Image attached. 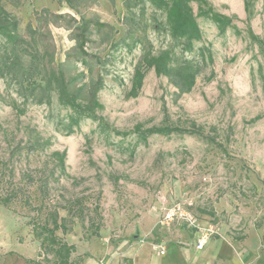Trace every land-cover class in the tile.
<instances>
[{
	"label": "rangeland",
	"instance_id": "obj_1",
	"mask_svg": "<svg viewBox=\"0 0 264 264\" xmlns=\"http://www.w3.org/2000/svg\"><path fill=\"white\" fill-rule=\"evenodd\" d=\"M209 2L222 13L235 15L236 26L220 33L213 21L198 17L202 38L193 41L191 50H184L183 40L172 38L165 13L152 7L127 39L141 43L132 51L124 45L114 48L111 42L125 36L128 27L120 21L126 13L122 0H82L79 6L85 17L117 29L113 34L94 31L86 44L89 52L107 58L101 69L105 86L99 92L100 113L120 130L141 123L144 127L179 124L196 132L152 134L144 143L135 133L126 137L102 133L97 121L84 119L75 132L66 134L69 109L55 94L50 103L40 101L38 92L29 95L16 79L0 75V170L5 163L12 181L24 185L33 199L46 191L54 201L72 208L70 214L60 209L62 216L70 218L71 230L57 234L76 245L73 264L100 251L109 255L120 241L136 239L140 233L135 225L146 214L157 217L160 227L168 231L186 226L200 233V209L216 202L224 210L212 219L213 236L218 234V224L227 220L263 222L264 47L248 35L244 0ZM3 4L18 17L26 39L31 37L30 27L43 33L38 36L39 47L50 51V66L63 62L69 75L85 69L97 77L99 67L92 59L88 58L92 70L78 60L73 37L80 15L67 3L3 0ZM193 6L197 11L198 4ZM251 26L264 39V0H255ZM150 45L154 53L172 49L176 57L199 58L200 50L209 48L214 61L204 67L190 92L179 94L166 76L150 68L139 95L130 96L135 66ZM37 133L50 138L51 145L32 153L28 148ZM55 150L66 153L65 174L50 157ZM177 204L197 215V227L177 219L162 223ZM0 206L1 245L19 241L33 248L36 242L39 253L40 240L29 223L34 212L19 205L16 211ZM95 227L100 236L91 234Z\"/></svg>",
	"mask_w": 264,
	"mask_h": 264
},
{
	"label": "trees",
	"instance_id": "obj_2",
	"mask_svg": "<svg viewBox=\"0 0 264 264\" xmlns=\"http://www.w3.org/2000/svg\"><path fill=\"white\" fill-rule=\"evenodd\" d=\"M67 3L69 7L77 11L80 15L75 29L76 35L75 50L78 60L90 69L89 59H92L99 67L97 77L87 74L85 69L69 75L64 68V63H59L52 67L53 57L50 51L39 47L40 38L43 33H39L37 27H30L31 37L26 39L20 32V21L16 15L11 13L0 0V75L9 76L16 79L21 88L29 95L38 92L40 101L44 99L50 103L52 96H57L58 102L69 109L66 134H72L84 119L97 121L100 132L114 133L115 135L128 136L135 133L144 143L148 142V137L152 134L169 135L173 132L192 133L196 132L192 127H184L179 124H161L144 127L141 123L135 125L132 130H120L114 127L101 113L103 104L99 99V92L105 86L104 76L101 71L106 64L107 58L98 53H91L87 50L86 44L91 40L94 31L103 34H113L116 27L108 22L101 21L94 17H85L80 11L82 0H58ZM114 2V0H111ZM198 4L195 11L193 3ZM247 32L249 37L264 47V39L257 35L251 26L254 15L255 0H244ZM126 13L120 17V21L127 25L125 36L118 41L111 42V46L118 48L122 45L132 51L140 39H133L127 42L128 37L134 36L136 30L140 28V21L143 19L148 7L154 11H161L166 15L168 31L175 40L184 41V50L193 48V41L202 38V29L198 17L208 18L213 21L220 33H224L228 27L236 26L235 15H228L215 9L209 0H122ZM49 11L45 10V13ZM237 28V27H236ZM74 31V30H73ZM237 32H240L237 29ZM28 57V61H26ZM214 57L209 48L200 50V57H176L172 49H163L158 53L152 51V45L148 47L141 59L135 66L132 77V85L129 95L136 97L143 86L147 71L153 68L158 75L166 76L169 82L178 89L179 94L190 92L196 85L197 78L204 67L211 64ZM92 70V69H90ZM25 95L26 97L28 96ZM16 105V103H15ZM51 145V139L45 138L39 133L33 136L28 150L30 152L45 151ZM65 151L55 150L50 157L54 160L55 166L62 174L66 173ZM54 175L52 170L51 176ZM1 195L0 204L16 211L17 206L26 207L34 214L30 217L32 231L35 238L40 240V251L37 264H73V253L76 245L68 242L65 238L57 234L61 230L64 234L71 228L68 226L70 218L62 216L60 209L66 208L69 214L72 210L68 203L54 201L51 195L42 191L41 196L33 199L32 195L24 185L12 181L11 171L5 163H1ZM47 182V181H46ZM63 196V195H62ZM63 200H67L64 196ZM77 202V201H76ZM201 212L214 214L206 209ZM93 228L92 222L87 227ZM99 227L91 234L100 236ZM136 236V235H135ZM52 254V257H50ZM44 260V262H43Z\"/></svg>",
	"mask_w": 264,
	"mask_h": 264
},
{
	"label": "crops",
	"instance_id": "obj_3",
	"mask_svg": "<svg viewBox=\"0 0 264 264\" xmlns=\"http://www.w3.org/2000/svg\"><path fill=\"white\" fill-rule=\"evenodd\" d=\"M206 210L214 214L203 213L201 229L212 226V219L224 209L215 202ZM137 229L140 234L136 239L122 240L109 255L100 251L80 264H264V220L224 221L218 224V234L201 249L196 247L199 233L195 229L181 226L168 231L150 214L141 218ZM158 245L165 246L164 253ZM38 249L36 242L33 248L19 241L2 246L0 225V264H37Z\"/></svg>",
	"mask_w": 264,
	"mask_h": 264
},
{
	"label": "built area",
	"instance_id": "obj_4",
	"mask_svg": "<svg viewBox=\"0 0 264 264\" xmlns=\"http://www.w3.org/2000/svg\"><path fill=\"white\" fill-rule=\"evenodd\" d=\"M175 219L181 220L182 222L186 223V225H189L191 227H197L198 221H199L197 215L192 210L187 209L181 204H177L172 210H170L164 216V220H162V223L168 225L170 224V222H172ZM215 232H216V227L214 226L201 229L198 240H197L196 247L199 249L203 248L205 244L208 242V240L211 237H213ZM158 249L161 253L165 252L164 245H158Z\"/></svg>",
	"mask_w": 264,
	"mask_h": 264
}]
</instances>
